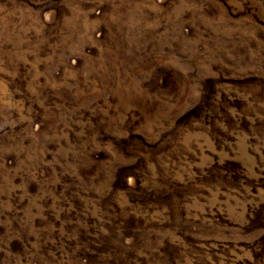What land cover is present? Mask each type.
<instances>
[{"label":"rangeland","instance_id":"obj_1","mask_svg":"<svg viewBox=\"0 0 264 264\" xmlns=\"http://www.w3.org/2000/svg\"><path fill=\"white\" fill-rule=\"evenodd\" d=\"M0 264H264V0H0Z\"/></svg>","mask_w":264,"mask_h":264}]
</instances>
